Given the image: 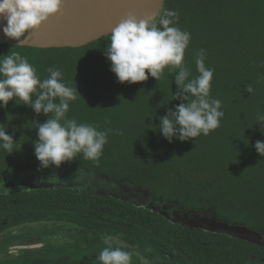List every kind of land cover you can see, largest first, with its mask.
<instances>
[{"label":"trees","instance_id":"trees-1","mask_svg":"<svg viewBox=\"0 0 264 264\" xmlns=\"http://www.w3.org/2000/svg\"><path fill=\"white\" fill-rule=\"evenodd\" d=\"M165 8L177 11L176 26L191 33L184 63L192 77L199 74L195 53L201 48L206 67L215 69L210 96L222 102L224 116L207 136L173 137L171 142L164 137L160 117L181 103L175 99V73L165 69L160 81L149 74L146 82L120 83L105 55L110 35L80 48L0 45V60L19 52L41 80L49 76L48 68L59 69L62 82L77 89L66 118L99 131L113 129L98 161L81 153L65 163L106 183L149 194L173 215L56 182L52 175L57 167L43 168L34 147L36 121L50 117L12 100L7 108L0 104V125L15 140L11 154L0 146V264H100L109 237L112 247L131 253V264H148L135 252L148 247L170 264H264L260 240L179 221L209 216L264 240V156L255 149L257 141L264 142V124L257 119L264 115V0H165ZM246 84L254 86L253 93L245 90ZM29 170L51 183L25 190L1 185L5 177L21 180L16 174ZM41 221L63 224L45 230L47 241L32 242L40 248H30L32 243L12 248L39 235L19 233V227Z\"/></svg>","mask_w":264,"mask_h":264},{"label":"clouds","instance_id":"clouds-1","mask_svg":"<svg viewBox=\"0 0 264 264\" xmlns=\"http://www.w3.org/2000/svg\"><path fill=\"white\" fill-rule=\"evenodd\" d=\"M63 7L64 0H0V21H7L3 32L8 38L21 41L26 33L39 30L50 18L58 16ZM178 20L179 13L166 8L158 18H139L129 13L112 28L105 50L120 83L146 82L149 74L160 81L165 69L175 73V99L181 103L160 117L159 126L169 142L173 137L188 141L201 134L207 136L220 127L224 116L222 102L210 96L215 69L206 67L205 50L195 53L199 73L195 77L184 63L191 33L177 27ZM47 71L49 76L41 80L36 68L19 52L4 55L0 60V104L7 108L15 100L34 109L37 115L50 117L43 123L36 121L35 155L43 168H59L81 153L86 160L98 161L113 129L99 131L91 124L67 119L70 102L77 99V89L62 82L59 69L50 67ZM245 90L253 93L254 86L246 84ZM257 119L264 124V115L258 114ZM117 134L122 133L117 130ZM14 144V137L0 125V146L11 154ZM255 149L264 156V142L257 141ZM111 241V237L105 239L109 246L99 253L100 264H131V253L112 247Z\"/></svg>","mask_w":264,"mask_h":264},{"label":"water","instance_id":"water-1","mask_svg":"<svg viewBox=\"0 0 264 264\" xmlns=\"http://www.w3.org/2000/svg\"><path fill=\"white\" fill-rule=\"evenodd\" d=\"M164 6L165 0H64L63 10L58 16L50 18L39 30L26 33L21 41L8 38L3 32V27L6 26L7 21H0V45L7 44L40 49L80 48L109 36L112 28L129 13H133L139 18H158ZM75 171L79 175L82 174L81 169L65 164L57 168L55 173L61 175ZM101 180L96 178L95 182L100 183ZM204 223L206 228H201L210 232L235 237H253L264 242L260 234L245 227L230 226L209 216H205ZM42 246L35 244L31 245L30 248ZM25 248L27 246H20L15 250Z\"/></svg>","mask_w":264,"mask_h":264},{"label":"rangeland","instance_id":"rangeland-1","mask_svg":"<svg viewBox=\"0 0 264 264\" xmlns=\"http://www.w3.org/2000/svg\"><path fill=\"white\" fill-rule=\"evenodd\" d=\"M80 169L82 170L81 175L77 174L75 171L74 173H69V174L63 173L61 175H57L56 173H54L52 177L55 179L56 182L58 183L60 182L62 186H67L68 188L81 190V191H84V190H89L93 192L96 191V192L108 194L111 196L129 199L133 201L135 204H138L140 206H145L164 216L170 217L173 215V211L169 209L167 205L157 202L149 194L142 193L140 191L134 192L132 190L123 188L116 184L106 183L105 181H102V180L100 181V183L95 182L97 177H95L94 174L88 173L82 168ZM38 173H36L33 170L17 173L16 176L21 177V180L17 179L16 181H13L12 175H10L2 179L1 185H8V189H11V185H13L14 188L12 189H15V187H19L20 189L25 190L28 188H33V187H37L40 185H46L47 183H51V181L43 182L44 179L39 178L40 176ZM46 173H47L46 171L41 172V174H46ZM72 177H74L75 179H73ZM94 182L97 184H95ZM204 218L205 216L203 215L196 216V217L187 216L184 218H180L179 221L183 222L184 225H189V226H193L196 228H201V227L206 228L205 223H204ZM58 224H63V223L61 222L57 223L55 221H52L50 223L46 221H41V222H36V223L28 222L24 224L23 226L19 227L18 230H21L19 231V233L22 231L23 232L32 231V232H39V235H36L35 238L29 239L28 241L17 242L15 243V245H12V248L16 249L17 247H20V246H27L28 244L32 242L40 243L42 241H47L46 238L48 236L45 230L52 228L53 226H56ZM241 237L249 238L247 236H241ZM250 239L257 240L256 238H253V237H250ZM53 241L55 242V240L52 239V242ZM34 243L30 245H33ZM155 250H156L155 247H148L144 249H136L135 252L140 257L144 258V260L147 261L148 264H170L168 260L159 259L158 257L160 256L156 254ZM165 255L169 256L168 253H165Z\"/></svg>","mask_w":264,"mask_h":264},{"label":"flooded vegetation","instance_id":"flooded-vegetation-1","mask_svg":"<svg viewBox=\"0 0 264 264\" xmlns=\"http://www.w3.org/2000/svg\"><path fill=\"white\" fill-rule=\"evenodd\" d=\"M67 165L68 163H64V164H62V165ZM68 165H70V166H72V167H74L73 165H71V164H68ZM75 168H79L78 166H76ZM80 169V168H79ZM126 189H128V188H126ZM129 190H131V189H129ZM169 207V206H168ZM249 239H250V237H249ZM261 241V240H260ZM261 242H263V241H261Z\"/></svg>","mask_w":264,"mask_h":264}]
</instances>
